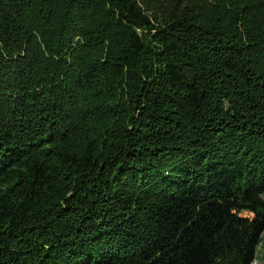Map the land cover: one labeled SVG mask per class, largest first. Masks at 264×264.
<instances>
[{
    "label": "trees",
    "instance_id": "obj_1",
    "mask_svg": "<svg viewBox=\"0 0 264 264\" xmlns=\"http://www.w3.org/2000/svg\"><path fill=\"white\" fill-rule=\"evenodd\" d=\"M263 234L264 0H0V264H251Z\"/></svg>",
    "mask_w": 264,
    "mask_h": 264
},
{
    "label": "rangeland",
    "instance_id": "obj_2",
    "mask_svg": "<svg viewBox=\"0 0 264 264\" xmlns=\"http://www.w3.org/2000/svg\"><path fill=\"white\" fill-rule=\"evenodd\" d=\"M240 216L251 218L252 214L249 212H241ZM251 264H264V234L262 235V241L256 250L254 259Z\"/></svg>",
    "mask_w": 264,
    "mask_h": 264
}]
</instances>
